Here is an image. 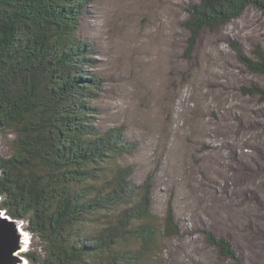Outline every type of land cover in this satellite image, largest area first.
<instances>
[{
	"label": "rangeland",
	"instance_id": "1",
	"mask_svg": "<svg viewBox=\"0 0 264 264\" xmlns=\"http://www.w3.org/2000/svg\"><path fill=\"white\" fill-rule=\"evenodd\" d=\"M190 1L95 0L86 8L79 35L94 49L89 69L103 80L93 102L96 123L124 127L137 142L113 165L132 166L137 184L152 178V210L161 221L174 204L179 234L141 264H238L208 243L204 230L228 237L243 264H264V102L240 91L264 86V76L249 72L233 49L238 42L248 56L264 50V13L249 7L202 31L187 57L182 23ZM5 144L3 137L0 154L9 151ZM22 228V256L36 264L25 254L43 253L41 244L25 220Z\"/></svg>",
	"mask_w": 264,
	"mask_h": 264
},
{
	"label": "trees",
	"instance_id": "2",
	"mask_svg": "<svg viewBox=\"0 0 264 264\" xmlns=\"http://www.w3.org/2000/svg\"><path fill=\"white\" fill-rule=\"evenodd\" d=\"M95 0H0V208L26 221L43 253L36 264H141L143 255L180 232L170 200L161 221L152 210V178L133 181L132 166L113 165L137 142L124 127L96 123L103 80L89 68L92 45L79 30ZM264 0H192L182 23L187 57L202 31L232 22ZM237 60L264 76V50L248 56L234 42ZM264 102V86L241 85ZM11 137V138H10ZM115 164V163H114ZM112 213V214H111ZM92 224L93 232L85 227ZM224 257L242 263L228 237L203 231ZM136 242L137 248L119 245Z\"/></svg>",
	"mask_w": 264,
	"mask_h": 264
},
{
	"label": "water",
	"instance_id": "3",
	"mask_svg": "<svg viewBox=\"0 0 264 264\" xmlns=\"http://www.w3.org/2000/svg\"><path fill=\"white\" fill-rule=\"evenodd\" d=\"M23 223V219L13 218L0 208V264H26V258L19 254L26 248L23 237L27 238V235L21 229Z\"/></svg>",
	"mask_w": 264,
	"mask_h": 264
},
{
	"label": "bare ground",
	"instance_id": "4",
	"mask_svg": "<svg viewBox=\"0 0 264 264\" xmlns=\"http://www.w3.org/2000/svg\"><path fill=\"white\" fill-rule=\"evenodd\" d=\"M21 229H22V232H25V230L21 227ZM23 239H24V242H25V240H26V237H25V235H24V237H23ZM235 248V247H234ZM24 252V249H21L20 251H19V254H22Z\"/></svg>",
	"mask_w": 264,
	"mask_h": 264
}]
</instances>
